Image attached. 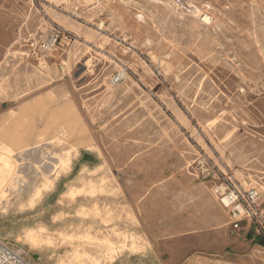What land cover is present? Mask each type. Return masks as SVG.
Segmentation results:
<instances>
[{
	"label": "rangeland",
	"instance_id": "rangeland-1",
	"mask_svg": "<svg viewBox=\"0 0 264 264\" xmlns=\"http://www.w3.org/2000/svg\"><path fill=\"white\" fill-rule=\"evenodd\" d=\"M52 24L67 75L25 91V37ZM173 175L205 188L199 234ZM226 182L259 189L261 223L230 218ZM257 236L264 0H0L1 241L32 264H264Z\"/></svg>",
	"mask_w": 264,
	"mask_h": 264
},
{
	"label": "built area",
	"instance_id": "built-area-1",
	"mask_svg": "<svg viewBox=\"0 0 264 264\" xmlns=\"http://www.w3.org/2000/svg\"><path fill=\"white\" fill-rule=\"evenodd\" d=\"M62 29L52 24L47 29L38 27L31 34L24 45L29 49V57L36 62L38 72L44 76L48 75L52 64L57 63L61 76L67 75L65 61L54 62L53 55L58 51L63 38ZM124 81L123 73H118L111 79V86L115 87ZM212 194L218 203L225 209L233 221H256L261 223L263 212L260 208L261 192L256 187L244 190L235 187L228 182L216 185ZM0 264H32L23 255L0 240Z\"/></svg>",
	"mask_w": 264,
	"mask_h": 264
},
{
	"label": "crops",
	"instance_id": "crops-1",
	"mask_svg": "<svg viewBox=\"0 0 264 264\" xmlns=\"http://www.w3.org/2000/svg\"><path fill=\"white\" fill-rule=\"evenodd\" d=\"M34 32H32L31 34H33ZM31 34H27L25 40ZM21 48L25 50L23 53V58L25 63V91H26L29 89L31 83L35 85L33 79L35 77V73L38 72V69L36 62L29 57V49L27 48V46L22 45ZM8 101L9 100L7 99L3 100V102H8ZM10 101L12 102L13 99H10ZM27 103L29 102H24L23 104H21L18 107V109H16L17 111L15 112L18 113L25 112ZM55 114L57 115V113H54V115ZM61 115L62 117H67L66 111L63 110L61 112ZM175 178L177 179V181L176 179H174V175H173V177H171V182L173 184L180 186L179 189L181 190V193L173 192L172 194L173 202L171 205V209H173L175 216L176 215L179 216L185 213L186 211H188V217L184 220L182 224L188 227V229L186 230L187 234H191V235L199 234V232L205 227L206 224L205 188L203 187V184L200 182L199 176L194 175L193 177H189L188 179L184 178L183 181L178 179L176 176ZM185 198H190L191 199L190 202L185 203V200H183ZM168 207L170 208V205H168ZM176 233H179V230H176Z\"/></svg>",
	"mask_w": 264,
	"mask_h": 264
},
{
	"label": "trees",
	"instance_id": "trees-1",
	"mask_svg": "<svg viewBox=\"0 0 264 264\" xmlns=\"http://www.w3.org/2000/svg\"><path fill=\"white\" fill-rule=\"evenodd\" d=\"M256 243H258L261 246H264V238L260 237V236H257L256 237Z\"/></svg>",
	"mask_w": 264,
	"mask_h": 264
}]
</instances>
